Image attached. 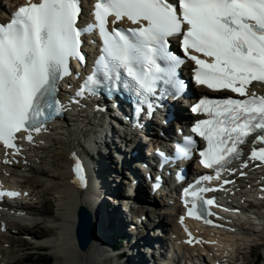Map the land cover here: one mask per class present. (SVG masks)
I'll list each match as a JSON object with an SVG mask.
<instances>
[{
	"label": "snow or ice",
	"instance_id": "6c2138e0",
	"mask_svg": "<svg viewBox=\"0 0 264 264\" xmlns=\"http://www.w3.org/2000/svg\"><path fill=\"white\" fill-rule=\"evenodd\" d=\"M80 13V0H28L8 23L0 24V144L16 148L21 133H29L26 139L31 141L30 132H40L61 113L57 82L70 74V58L85 62L81 36L96 30L102 40L101 54L76 96L106 84L120 86L135 96V111L140 113L145 104L151 110L149 97L155 95L158 82L179 94L184 83L177 79L176 69L182 61L168 46V38L176 36L184 54L197 66L194 80L198 85L244 97L216 101L205 97L192 107L194 113L209 117L192 128L207 142L199 153L200 163L205 168L222 167L240 155V146L253 135V143L260 147H254L249 158L264 162V96L249 94L247 88L252 81L264 82V0H178V4L172 0H95L94 22L83 31L77 24ZM125 19L137 27H115ZM186 141L191 145V138ZM177 152L190 158L191 148ZM74 171L82 175L79 162ZM199 183L184 189L185 198L191 200L188 214L197 218L200 194L209 191L198 187ZM5 195L19 193L0 191V196Z\"/></svg>",
	"mask_w": 264,
	"mask_h": 264
},
{
	"label": "bare ground",
	"instance_id": "6f19581e",
	"mask_svg": "<svg viewBox=\"0 0 264 264\" xmlns=\"http://www.w3.org/2000/svg\"><path fill=\"white\" fill-rule=\"evenodd\" d=\"M4 2L10 8L15 4L21 3L22 0H4ZM5 5H3L2 1L0 2V18L4 17ZM177 111L184 115L181 107H178ZM112 117L113 115L110 111L106 112L102 118L94 111L88 113L86 110L82 116L77 118L57 121L59 126L55 128L53 134L45 139L38 138L31 144L24 145L22 147L23 154L18 161L10 166L0 165V181L3 183L20 186L22 182L28 183V180L36 179L34 182L38 183L37 188H43L46 192H55L52 195V200L49 201L55 206L52 211V209L44 208L47 204L41 201L43 193L38 192L35 186H20L23 188L22 191L29 193L30 197L29 199L20 197L19 200H26L31 203L21 202L18 205L17 210L21 212L20 218H14L12 215L5 217L0 214V228L2 227L0 231V250L4 252L3 255H0V264H24L31 259L30 256L23 257L18 254L20 251H26L25 247L28 244L25 245L19 242L20 244L17 245L18 250H11L13 245L19 241L8 235L12 226L18 228V234L24 240L27 239L31 243H36V249H49L54 254L57 264H91V261L95 260V258L99 260L100 264H152L151 261L154 260L155 249H159L163 242L159 238V232L153 233V228L155 230L157 227V229L162 231L174 230L177 235H181L178 230L179 223L176 217L170 216L169 210L164 211V207H159V205L144 196V191L140 187L135 184L134 187L130 186V191L134 195L132 197L125 192L126 187L135 180V175L132 168L133 165L128 162V159H122L121 162H118L115 161L114 156L111 154L110 150L118 149V155L123 157V151L118 148L121 147V144H117V137H120L117 123ZM120 128L122 129V127ZM54 140L57 141L55 142ZM124 147L126 148L127 146L125 145ZM136 150L138 154H142L144 150L142 143L137 142ZM53 157H62L65 160L63 163L56 164L53 161ZM11 160L13 158L7 155L4 162ZM76 161H80L85 168V187L77 186V183L71 179L73 163ZM114 162H118L117 165L113 166L112 163ZM43 165H49L50 168L45 169ZM7 173L10 176L5 178L4 175ZM44 175L53 179L51 180V185H47L42 181ZM26 176L29 177L27 178ZM121 194L124 195L121 204L123 207H118L117 211L115 209L112 210L111 208H115L117 205L114 203L116 202L115 197H121ZM36 200H39V203ZM132 200H136L142 206H139L141 207V212L136 206H132L133 203H129ZM32 203L43 206L37 209V207L31 205ZM79 206H82L89 213L92 220V235L83 251L76 247L72 236L76 210ZM123 208H128L129 214L134 217L136 222L138 219L141 221L138 224L137 233L131 234L124 231L125 236L123 237L121 248L116 250L114 246L115 240L118 238L117 233L122 228L127 229L128 223L131 224L130 221L126 220ZM232 209L246 212L244 209L237 207ZM261 209L264 212V206ZM147 215H152L155 223L150 220L149 216L146 217ZM262 218L264 220V213H262ZM30 221L35 222L31 227L27 225ZM259 222L262 225L256 226L247 216L243 217V225L238 226L237 229L243 235L248 236L233 233L231 235L223 234L215 238L209 237L215 243L214 252L217 254L230 253L231 255L238 250V256L242 255L243 250L248 248L245 246L252 242L250 240L252 236H255L256 233L264 234V222L261 220ZM8 225L11 226L9 227ZM44 225L49 227L46 235L44 233L42 235H29L33 228H43ZM252 227H255L257 232ZM145 230H147V238L144 236ZM148 230H150V234ZM49 233L52 235H49ZM194 236L190 241L205 235L194 234ZM39 242L45 243V246H40ZM254 244L248 251L258 246L257 243ZM200 245L203 247V244ZM177 246L185 251L184 256H190L194 253L192 248ZM176 249L178 250V248ZM123 251L128 252V255L126 258L118 259V255L123 257ZM94 253L95 257H93ZM249 253L251 254V252ZM5 256H13V261L8 262ZM192 257L198 264H207L201 256L194 255ZM107 261L109 262L107 263ZM214 261L215 259H209L211 264Z\"/></svg>",
	"mask_w": 264,
	"mask_h": 264
},
{
	"label": "rangeland",
	"instance_id": "374dc122",
	"mask_svg": "<svg viewBox=\"0 0 264 264\" xmlns=\"http://www.w3.org/2000/svg\"><path fill=\"white\" fill-rule=\"evenodd\" d=\"M2 1V0H1ZM0 1V2H1ZM6 3L4 2L3 3V5H5ZM6 6V5H5ZM7 7V6H6ZM55 142L57 141V140H54ZM117 149V148H116ZM111 151V154L114 156V159H115V157H116V154H115V152L114 151H116L115 149H113V150H110ZM113 151V152H112ZM123 155V154H122ZM64 158H62V157H53V161H54V163H63L64 162ZM115 161H117L116 159H115ZM115 163V164H114ZM114 163H112V165L114 166V165H117V163L118 162H114ZM43 167L45 168V169H48V168H50L49 167V165L47 166V165H43ZM27 178L29 177V176H26ZM85 179V178H84ZM23 180V179H22ZM36 179H31V180H28V183H26V182H22L21 183V185L22 186H35V188H37L38 187V183L37 182H34ZM51 180H53L51 177H48V176H46V175H44L43 177H42V181L43 182H45L47 185H51ZM123 180H125L124 178H123ZM37 191L38 192H42L43 194H42V198H41V201H42V203H45V204H47L44 208H47V209H52V211L55 209V206L54 205H52L51 203H49V201L50 200H52V195H54L55 194V192H46L45 191V189H43V188H37ZM126 192V191H125ZM122 197H124V195L123 194H121V197L119 196H117V197H115V201L116 202H114V203H116L117 205L115 206V208H111L112 210H116L117 211V209H119L118 207H120V208H122L123 207V205H121L122 204ZM39 200H36V202H38ZM106 202L108 203V204H110L109 203V201H107L106 200ZM106 202H105V204H106ZM39 203V202H38ZM129 203H133L132 204V206H136L137 207V209L139 210V212H141L140 210H141V205L136 201V200H132V201H130ZM31 205H33L34 207H37V209H40V207L42 208V206L43 205H36V204H31ZM120 205V206H119ZM139 206H141V207H139ZM261 211H263L262 209H261ZM119 212V211H118ZM130 215V214H129ZM136 215H137V213H136ZM149 216V218H150V220H152V221H154V223H155V220H154V218L152 217V215H147L146 217H148ZM37 219L39 218V217H36ZM40 219V218H39ZM170 219H172V218H170ZM259 221L261 220V219H259V218H257ZM132 220H134V218L132 217ZM129 221V220H128ZM35 222H32V221H30V222H28L27 223V225L28 226H30L31 227V225H33ZM9 227L11 226V225H8ZM253 229H255V231L257 232V229L255 228V227H252ZM10 232H8V235H11L12 237H14L16 240H19V241H17V244H15V245H13V247L11 248V250L13 249V250H18V247H17V245H19L20 243H23V244H25V245H27L26 247H25V250L26 251H20L18 254L20 255V256H23V257H25V256H30L31 257V259L30 260H28L27 262H23L24 264H40V262H42V260H46V258H50L51 259V262L49 263V264H57L58 262H57V260H56V258H55V256H54V254L53 253H51V251L49 250V249H36V243L34 244V243H31V242H29L27 239H23L18 233H19V230H18V228H16V227H10ZM47 230H49V227L48 226H43V228H39V227H36V228H33L32 229V231L30 232V234L29 235H34V234H37V235H39V234H45L46 235V233L48 232ZM147 231V230H146ZM35 232V233H34ZM155 232H159V234L160 235H164V234H167V231H162V230H159V229H157V227L155 228V230H154V228H153V233L155 234ZM33 233V234H32ZM148 233L150 234L151 232H150V230H148ZM236 233H238L239 235H241V236H248V235H243L242 234V232H240L239 230L238 231H236ZM4 234H6V233H4ZM51 233H49V235H50ZM140 234H142V233H140ZM7 235V234H6ZM52 235V234H51ZM20 236V237H19ZM163 237V236H162ZM252 239H250V240H252V242H250V244H254V243H257L258 244V246H256L255 247V249H253V250H250V251H248V248H245V250H243V254L242 255H237V262H235V264H239V263H241V264H256V262L258 261L259 262V264H264V234L263 233H256V235L255 236H252L251 237ZM161 240H163L164 239V237L163 238H160ZM255 239V240H254ZM1 241H3V239H1ZM24 241V242H23ZM20 242V243H19ZM163 243V242H162ZM39 245L41 246V245H43V246H45V243H40L39 242ZM255 245V244H254ZM178 251H179V253L177 252V255L178 256H180V253H185V251L184 250H182V249H178ZM90 252H92L91 250H90ZM249 252H251V254L249 253ZM4 254V252L2 251V250H0V255H3ZM123 256H124V254H123ZM93 257H95V253H94V256ZM1 258V257H0ZM3 258V257H2ZM120 258H122V256L120 257ZM119 258V259H120ZM5 259L8 261V262H11V261H13V256H5ZM257 259H259V260H257ZM95 261V262H94ZM208 261V260H207ZM109 261H107V263H108ZM152 262V264H153V262H154V260H152L151 261ZM100 264L99 263V260L97 259L96 260V258H95V260L93 259L92 261H91V264ZM207 264H209V263H207Z\"/></svg>",
	"mask_w": 264,
	"mask_h": 264
},
{
	"label": "water",
	"instance_id": "95a60500",
	"mask_svg": "<svg viewBox=\"0 0 264 264\" xmlns=\"http://www.w3.org/2000/svg\"><path fill=\"white\" fill-rule=\"evenodd\" d=\"M91 217L89 213L79 206L76 210V220L73 226V240L79 250H84L92 235Z\"/></svg>",
	"mask_w": 264,
	"mask_h": 264
},
{
	"label": "trees",
	"instance_id": "16d2710c",
	"mask_svg": "<svg viewBox=\"0 0 264 264\" xmlns=\"http://www.w3.org/2000/svg\"><path fill=\"white\" fill-rule=\"evenodd\" d=\"M259 260V259H257ZM51 262L50 258H46V260H42V262H40V264H49ZM256 264H259V262L257 261Z\"/></svg>",
	"mask_w": 264,
	"mask_h": 264
}]
</instances>
